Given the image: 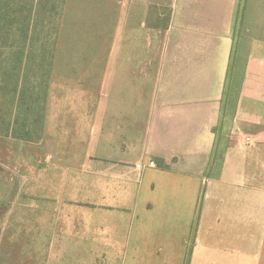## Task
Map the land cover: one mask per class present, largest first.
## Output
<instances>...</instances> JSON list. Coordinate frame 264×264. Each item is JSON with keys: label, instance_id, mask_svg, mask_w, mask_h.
<instances>
[{"label": "crops", "instance_id": "1", "mask_svg": "<svg viewBox=\"0 0 264 264\" xmlns=\"http://www.w3.org/2000/svg\"><path fill=\"white\" fill-rule=\"evenodd\" d=\"M219 4L216 25L184 9L165 47L117 65L116 94L100 95L115 107L87 112L82 157L47 152L37 197L54 232L79 229L115 264H264V0H247L240 34V0Z\"/></svg>", "mask_w": 264, "mask_h": 264}, {"label": "rangeland", "instance_id": "2", "mask_svg": "<svg viewBox=\"0 0 264 264\" xmlns=\"http://www.w3.org/2000/svg\"><path fill=\"white\" fill-rule=\"evenodd\" d=\"M220 1L223 4L234 0ZM184 2L189 3L188 9L183 7ZM218 4L219 0L70 3L48 101L52 136L43 144L0 138V264H115L117 249H112L110 263V255L104 259L101 249L85 248L79 229L76 233L68 232L65 238L53 231L51 211L55 206L37 197L41 163L48 151L62 155L60 150L65 143L74 149L75 158L82 157L85 152L80 141L85 135L87 112L100 113L104 106L115 107L102 104L100 95L107 90L116 94L117 65L132 64L134 58L137 63L140 59L143 62L147 57H141V52L147 54L150 50L155 55V50L165 47L168 33H180L184 9L190 11L189 16L193 15L194 23L216 25L219 19L212 16L213 11L225 10ZM104 75L108 80L102 83ZM43 208L50 213H40ZM80 213L77 212L78 216H83Z\"/></svg>", "mask_w": 264, "mask_h": 264}, {"label": "trees", "instance_id": "3", "mask_svg": "<svg viewBox=\"0 0 264 264\" xmlns=\"http://www.w3.org/2000/svg\"><path fill=\"white\" fill-rule=\"evenodd\" d=\"M72 1L0 0V138L30 144L44 140L53 70ZM246 6L247 0H240L235 33L243 31ZM229 92L228 84L226 97ZM222 125L213 129L212 162L219 155Z\"/></svg>", "mask_w": 264, "mask_h": 264}, {"label": "built area", "instance_id": "4", "mask_svg": "<svg viewBox=\"0 0 264 264\" xmlns=\"http://www.w3.org/2000/svg\"><path fill=\"white\" fill-rule=\"evenodd\" d=\"M251 141H252V139H250L249 137H246L245 142L247 145L251 144ZM154 165H155L154 163H150V166H154ZM138 167H140V166H138Z\"/></svg>", "mask_w": 264, "mask_h": 264}]
</instances>
